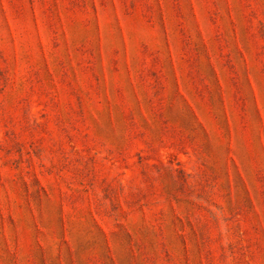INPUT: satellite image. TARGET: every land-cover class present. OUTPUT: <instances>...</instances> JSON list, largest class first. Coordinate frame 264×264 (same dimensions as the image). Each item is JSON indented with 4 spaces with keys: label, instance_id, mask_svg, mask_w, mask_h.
<instances>
[{
    "label": "rangeland",
    "instance_id": "rangeland-1",
    "mask_svg": "<svg viewBox=\"0 0 264 264\" xmlns=\"http://www.w3.org/2000/svg\"><path fill=\"white\" fill-rule=\"evenodd\" d=\"M0 264H264V0H0Z\"/></svg>",
    "mask_w": 264,
    "mask_h": 264
}]
</instances>
